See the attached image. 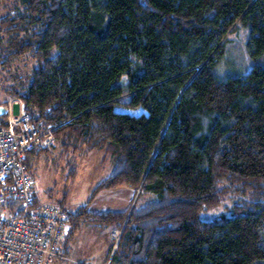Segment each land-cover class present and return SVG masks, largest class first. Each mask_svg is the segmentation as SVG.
<instances>
[{"label": "trees", "instance_id": "16d2710c", "mask_svg": "<svg viewBox=\"0 0 264 264\" xmlns=\"http://www.w3.org/2000/svg\"><path fill=\"white\" fill-rule=\"evenodd\" d=\"M1 9V65L35 61L7 90L41 128L56 126L65 150L110 162L68 211V238L89 223L122 228L110 264H264V0H0ZM241 29L251 68L222 73ZM120 187L137 192L132 206L90 210ZM227 195L225 212L201 217Z\"/></svg>", "mask_w": 264, "mask_h": 264}, {"label": "rangeland", "instance_id": "374dc122", "mask_svg": "<svg viewBox=\"0 0 264 264\" xmlns=\"http://www.w3.org/2000/svg\"><path fill=\"white\" fill-rule=\"evenodd\" d=\"M5 12V9H1L0 15ZM246 40L245 29L232 34L227 51L224 53L222 73H227L228 68L232 72L247 71L251 68L244 45ZM33 65L35 61L29 60L26 56L23 59H12L9 69H4L0 59V114L5 116L6 121L11 105H15L14 112L25 110L23 101L7 90L13 83L15 84L11 75L15 72L25 75L29 73ZM117 109L137 113L142 111L121 107ZM47 147V151L42 153L27 154L26 165L33 180L35 196L42 204H56L67 211H73L88 201L96 184L107 176L110 162L103 160L104 152L102 151L88 150L85 147L75 152L71 148L65 150L55 137L53 143ZM136 196L137 192L128 187L104 190L97 194L90 205V210L126 209L133 205ZM147 197L148 195H144L142 200ZM234 200L235 198L229 195L225 196L222 203L215 208L203 211L201 217L209 220L218 217ZM116 228L118 229V227L90 223L82 225L65 243L67 254L72 260L61 262V264H110V249L113 241L115 242L112 234ZM115 248L114 243L113 251Z\"/></svg>", "mask_w": 264, "mask_h": 264}, {"label": "built area", "instance_id": "2783aa9c", "mask_svg": "<svg viewBox=\"0 0 264 264\" xmlns=\"http://www.w3.org/2000/svg\"><path fill=\"white\" fill-rule=\"evenodd\" d=\"M11 105L0 123V264H61L71 261L65 246L71 231L69 212L40 203L27 169L32 150L53 143L55 125L40 127L24 110ZM17 113V114H16ZM122 228L112 234L117 246Z\"/></svg>", "mask_w": 264, "mask_h": 264}]
</instances>
